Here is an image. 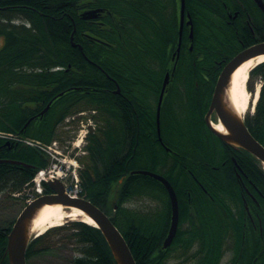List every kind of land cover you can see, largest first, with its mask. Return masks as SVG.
<instances>
[{"label": "trees", "instance_id": "1", "mask_svg": "<svg viewBox=\"0 0 264 264\" xmlns=\"http://www.w3.org/2000/svg\"><path fill=\"white\" fill-rule=\"evenodd\" d=\"M187 1L191 12L192 0ZM86 8L106 12L98 20H83L80 13ZM145 14L146 0L0 1V37L5 38L0 47V131L50 143L67 115L95 110L98 129L90 135V155L82 172L84 195L111 217L137 264H171L179 257L185 263L220 264L229 241L234 244L231 264H264V232L262 238L242 225V187L232 161L237 153L204 122L220 70L203 68L212 63L207 48H200L198 59L184 36L173 71L178 36L168 38L164 52L160 38L146 28ZM206 17L201 13V20ZM72 36L83 51L72 45ZM251 39L247 34L249 43ZM256 41H264V14ZM167 72L172 75L162 104L161 135L171 153L158 141L156 121ZM257 78L263 81L260 98L246 125L264 145V63L250 73V91ZM118 88L120 94L115 93ZM55 97L45 117L22 130ZM238 154V163L263 195L264 208V170L252 155ZM44 156L0 139V160L29 165L0 163V195L11 198L21 191L36 170L48 166ZM137 169L161 173L178 196L179 229L166 250L168 192L151 177L131 174ZM140 201L144 208L135 205ZM219 222L228 225L222 234L215 227ZM12 225L0 228V264H9L5 253ZM64 230L79 247V256L70 264H116L100 230L81 222L33 240L27 260L50 252L51 240Z\"/></svg>", "mask_w": 264, "mask_h": 264}, {"label": "water", "instance_id": "2", "mask_svg": "<svg viewBox=\"0 0 264 264\" xmlns=\"http://www.w3.org/2000/svg\"><path fill=\"white\" fill-rule=\"evenodd\" d=\"M0 1H20V0H0ZM256 5L264 12V0H254ZM103 12V9L87 10L81 14L83 19H96ZM185 0H181L180 4V36L179 45L174 55L178 60L180 46L182 40V32L184 26ZM191 22H189V25ZM192 36V34H191ZM73 43V36L71 37ZM75 47L76 44L73 43ZM82 49V47H80ZM264 56V42L253 45L236 57L221 72L217 81L210 108L206 114V124L214 135L220 138L227 145L237 150H244L253 155L264 166V145H262L249 131L245 124L243 115L239 112L234 97L232 87L235 72L246 62ZM170 83V74L167 73L164 79L162 90L157 106V125L160 134V114L165 96V92ZM119 90L117 91V93ZM50 104L41 113L42 115L48 111ZM214 112L218 115L221 128L212 123L211 116ZM132 174L147 175L161 182L167 189L171 205H172V221L169 235L164 242V248H168L178 229L179 224V205L176 192L172 184L162 175L147 171L136 170ZM47 185L56 192V195H45L39 197L35 201L28 204L15 221L9 236L6 249L9 264H27L26 252L29 243L34 234V225L41 212L47 206H62L64 208H76L82 211L86 216L90 217L101 230L105 240L110 247L116 264H137L133 254L117 227L112 223L111 219L97 206L86 199L70 198L64 190L63 185L55 180L49 181Z\"/></svg>", "mask_w": 264, "mask_h": 264}, {"label": "flooded vegetation", "instance_id": "3", "mask_svg": "<svg viewBox=\"0 0 264 264\" xmlns=\"http://www.w3.org/2000/svg\"><path fill=\"white\" fill-rule=\"evenodd\" d=\"M180 4L181 0H146V28L149 30L152 36L154 35L160 38L162 49L166 53V46L169 37L177 35V45H179ZM185 4L186 8L180 53L183 48L184 36L188 37L190 41L189 49L193 52H196L198 59H200L202 56L200 48H207L206 52L211 56L212 63H207L203 66V68L219 69L220 72L218 74V78L223 69L235 56L248 47L258 43V41H256V37L259 28V21L263 17V12L255 5L253 0H192L191 12L187 8V0H185ZM201 6H203V9H200ZM85 10H87V8L83 11ZM201 13L207 14V17L203 20H201ZM102 16H100L99 19ZM189 22H191L190 25ZM99 23L101 22L99 21ZM247 34L252 36L250 43L247 40ZM85 36H87L89 39H92L89 34L85 33ZM203 37L207 38V42L201 40ZM99 41L106 44L102 40ZM81 51H83V47ZM66 70L68 71V69ZM118 90L120 92L116 93ZM115 93L120 94V88L115 90ZM42 110H37L35 112V114L32 116L34 117V120H41L45 117L47 113L42 117L39 115ZM94 112V114L90 115V118L98 123V119H95V117L98 116V112ZM87 116L88 115L81 117V119L83 121L85 120L86 123ZM205 116L206 113L204 114V120ZM211 120L214 125L220 124L219 117L215 112L212 114ZM79 127L80 125H78V128ZM81 127H85V124H81ZM91 130L89 133H94ZM158 141L160 142L159 137ZM160 144L162 145L163 143L160 142ZM234 153H237V157H235V161L232 159L234 163L233 166L235 176L238 179L240 185H242V191L240 194L245 211L242 225H247V227H250L254 231L255 235H260V237L263 238V195L254 186L253 182L248 179L247 174L242 170L241 165L238 163V158H240L238 152ZM88 159L89 158L87 157L82 158L81 162L83 164V169L86 168ZM202 190L208 195L205 189L202 188Z\"/></svg>", "mask_w": 264, "mask_h": 264}, {"label": "rangeland", "instance_id": "4", "mask_svg": "<svg viewBox=\"0 0 264 264\" xmlns=\"http://www.w3.org/2000/svg\"><path fill=\"white\" fill-rule=\"evenodd\" d=\"M4 42H5V38L1 36L0 37V47H2ZM250 83H251V80L249 81V86H250ZM252 85H253L254 90L256 87H260L259 86V85H261L260 79L257 78L255 81L252 82ZM252 95H254V94H252ZM252 107H253V105L251 102L250 107L248 109L249 111L247 114L251 113L250 111H252V109H251ZM82 112H85V114L88 115L87 116V120L89 122L88 124L94 126L96 129H98V124H96L95 120L90 118V115L94 114L95 112L90 113V112H87L86 110H81V111L73 112L69 115V116H72V117H69L70 121H72V122H67L65 119H63L61 121V125H63V126L67 123L69 124L68 128H67L68 130L65 128L64 130H60L61 133H56L59 135L62 134L61 138L63 136H66V137L69 136V134H68L69 132H71L70 135H72L73 134L72 131H75L76 133H78L80 136L79 141L77 142L76 146H74V148L76 147L77 149H79L78 147L84 146V144L87 142H88V144H90V141H89L90 135H88V131L90 130V126L87 125V127L85 128V127H81V124H80V127L78 128V125L75 122L76 119L77 120L79 119V115H80L79 113H82ZM77 115H78V118H77ZM79 120H81V119H79ZM83 134L86 136L83 137ZM64 145H67V144L58 143L56 146H54V145L52 146L51 149H53V150H50L49 148H48V150L53 152L54 154H56L57 157L60 158L62 161L66 159V163H67L69 161V158H64L61 156V154L65 153L64 152V149H65ZM36 149L38 151L40 150L39 148H36ZM43 154L45 155L44 157L47 159V161H49V164H50V160L48 159L46 153H43ZM74 154L80 155V152H74ZM77 158H76V160H77ZM56 163L57 162L52 163V164H56ZM53 166H55V165H53ZM79 166H80V164H79ZM52 169H54V167ZM26 193L29 194V190L24 191V194H26ZM140 202L141 203H136L135 205L139 206V207L142 206L141 208H144L145 202H142V201H140ZM24 203H25L24 199H22V198L16 199V198H9L6 195L0 196V228L8 227L12 222H14V220L18 217V215L20 214V212L24 208ZM148 205H150V203H148ZM73 222H82V221L67 219L63 222V225H71ZM219 224H220V222L218 223V225H215V227L219 231V233L222 234V231L224 229H226L228 225H219ZM36 237L37 236H35V238ZM50 244L52 246V249L50 252L42 253V254H39V255L32 257L28 261V264H70L73 259H75L76 257L79 256V252H78L79 247L77 246L75 239L71 238V233L69 230H64V231H62V233L59 236H55L51 240ZM227 251L228 252H226V255L220 261V264H231L233 257H234V251L232 250L231 253H229L230 250H227ZM185 261L186 260L183 257H179V258L173 260L171 264H192L190 262L185 263Z\"/></svg>", "mask_w": 264, "mask_h": 264}, {"label": "bare ground", "instance_id": "5", "mask_svg": "<svg viewBox=\"0 0 264 264\" xmlns=\"http://www.w3.org/2000/svg\"><path fill=\"white\" fill-rule=\"evenodd\" d=\"M262 63H264V56L252 59L243 64L234 74L232 94L235 104L241 114L248 112L251 102L253 107L257 104L260 96V87H257L255 94L251 95L247 90V81L250 72ZM219 128H221V126H219ZM67 219L80 220L88 225L96 227V223L79 209L71 208L66 210L62 206H47L35 221L34 234L40 236L50 228L62 226L63 222Z\"/></svg>", "mask_w": 264, "mask_h": 264}]
</instances>
